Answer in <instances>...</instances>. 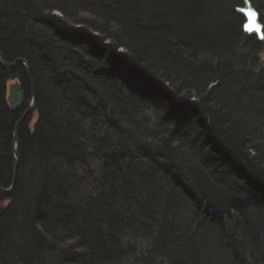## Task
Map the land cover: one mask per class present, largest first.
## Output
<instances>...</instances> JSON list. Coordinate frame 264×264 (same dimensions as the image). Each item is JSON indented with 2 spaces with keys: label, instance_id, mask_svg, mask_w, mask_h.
I'll return each instance as SVG.
<instances>
[{
  "label": "trees",
  "instance_id": "obj_1",
  "mask_svg": "<svg viewBox=\"0 0 264 264\" xmlns=\"http://www.w3.org/2000/svg\"><path fill=\"white\" fill-rule=\"evenodd\" d=\"M242 6L0 0V53L36 90L0 194V264H264V41ZM31 94L0 66L5 189Z\"/></svg>",
  "mask_w": 264,
  "mask_h": 264
},
{
  "label": "water",
  "instance_id": "obj_2",
  "mask_svg": "<svg viewBox=\"0 0 264 264\" xmlns=\"http://www.w3.org/2000/svg\"><path fill=\"white\" fill-rule=\"evenodd\" d=\"M243 9V11H241ZM249 11H254L257 13V18H256V25L259 27L260 31H256L255 28L253 31L249 32L247 29L244 27L246 24H248V16L247 13ZM236 12L242 16L245 20L243 24V30L248 36H255L260 42L264 41V25L261 22L259 12L257 9L254 7L253 3L251 0H243V6L242 7H237ZM0 66L9 72L14 73L18 67H21L24 72L26 73L27 80L29 83V86L31 88V99L26 107V110L24 112L23 117L21 120L17 123L16 128H15V136H14V143H13V159L15 162L14 165V179H13V184L11 187L5 189L1 186L0 184V194L5 197V198H10L13 193V189L15 186L16 182V177H17V169L19 166V158L17 154V147H18V142H19V129L20 127L27 121V119L35 112L36 110V90H35V85L32 80L31 76V71L28 63L24 59H20L16 61L15 63L8 64L4 61L1 53H0ZM7 102L9 104V107L12 111L14 112H21L24 110L26 106V93L23 90V87L20 82H16L12 84L9 89H8V97H7Z\"/></svg>",
  "mask_w": 264,
  "mask_h": 264
},
{
  "label": "snow or ice",
  "instance_id": "obj_3",
  "mask_svg": "<svg viewBox=\"0 0 264 264\" xmlns=\"http://www.w3.org/2000/svg\"><path fill=\"white\" fill-rule=\"evenodd\" d=\"M243 11V9H241ZM248 16V24H246L244 27L247 29V31L251 32L255 28L256 31H260L259 27L256 25V18H257V13L254 11H249L247 13Z\"/></svg>",
  "mask_w": 264,
  "mask_h": 264
},
{
  "label": "rangeland",
  "instance_id": "obj_4",
  "mask_svg": "<svg viewBox=\"0 0 264 264\" xmlns=\"http://www.w3.org/2000/svg\"><path fill=\"white\" fill-rule=\"evenodd\" d=\"M122 52V51H121Z\"/></svg>",
  "mask_w": 264,
  "mask_h": 264
}]
</instances>
